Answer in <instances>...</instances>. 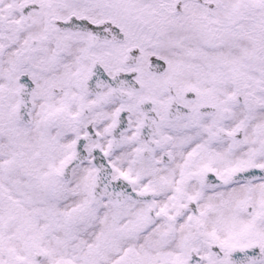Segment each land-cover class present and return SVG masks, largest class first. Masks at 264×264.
Listing matches in <instances>:
<instances>
[{
	"label": "snow or ice",
	"instance_id": "obj_1",
	"mask_svg": "<svg viewBox=\"0 0 264 264\" xmlns=\"http://www.w3.org/2000/svg\"><path fill=\"white\" fill-rule=\"evenodd\" d=\"M0 264H264V0H0Z\"/></svg>",
	"mask_w": 264,
	"mask_h": 264
}]
</instances>
